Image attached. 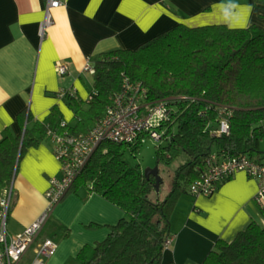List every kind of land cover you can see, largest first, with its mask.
<instances>
[{"label":"trees","instance_id":"1","mask_svg":"<svg viewBox=\"0 0 264 264\" xmlns=\"http://www.w3.org/2000/svg\"><path fill=\"white\" fill-rule=\"evenodd\" d=\"M93 68L91 98L83 100L74 92L67 97L75 113L72 130L93 127L128 75L146 87V99L170 104L171 116L163 123L165 138L157 144L158 160H181L171 189L154 198L155 176H146L124 157L123 145H137L143 136L133 143L101 141L69 189L86 185L125 214L106 238L86 244L77 259L80 264H161L172 234L171 213L179 196L190 193L189 185L207 166V156L215 151L222 157H263L264 27L178 23L135 48L102 53ZM223 107L230 110L229 133L216 132ZM59 118L55 109L44 119L20 112L23 131L7 132L0 140V197L12 184L27 147L47 139L48 127ZM162 183L163 178L160 187ZM45 224L52 233L67 234L52 220ZM201 264H264V223L252 220L231 240L217 239Z\"/></svg>","mask_w":264,"mask_h":264},{"label":"crops","instance_id":"2","mask_svg":"<svg viewBox=\"0 0 264 264\" xmlns=\"http://www.w3.org/2000/svg\"><path fill=\"white\" fill-rule=\"evenodd\" d=\"M45 9L46 0H0V140L7 132L23 131V110L44 119L55 109L74 125V109L57 92L69 89L88 99L93 79L84 65L88 60L93 65L104 52L135 48L178 23L264 27V4L256 0H64L52 8L54 22L41 37ZM57 61L68 63L64 75L56 72ZM60 174L48 138L27 147L11 182L8 237L22 233L46 208L44 191L49 179ZM257 189L256 178L237 171L213 194H181L170 216L172 234L161 264H201L217 239L231 240L252 220L264 223L254 197ZM124 214L86 185L70 188L49 217L67 234L45 230V224L21 263L33 264L38 244L49 236L57 248L43 258L44 264H80L78 252L106 238Z\"/></svg>","mask_w":264,"mask_h":264},{"label":"built area","instance_id":"3","mask_svg":"<svg viewBox=\"0 0 264 264\" xmlns=\"http://www.w3.org/2000/svg\"><path fill=\"white\" fill-rule=\"evenodd\" d=\"M63 3L64 0H46L45 14L39 28L41 37L54 22L52 8ZM55 70L59 75H64L68 72V63L57 61ZM84 70L94 72L89 60L86 61ZM71 93L73 91L69 89L57 92L61 97H68ZM146 95V87L141 82L124 75L121 87L113 94L104 115L93 127L86 131H73L70 121L64 117H60L48 127L47 138L52 143V152L60 164L61 174L59 177L53 176L49 179L44 191L46 208L22 233L12 237H8L6 226L12 184L3 191L0 197V264H21L25 252L36 240L52 209L63 198L101 141L108 139L114 142L133 143L144 135L154 138L157 142L164 141L163 123L171 116L172 108L167 100L150 101L146 99ZM229 114L230 110L226 107L220 110L217 133H229ZM237 171H245L249 176L256 178L258 189L254 197L261 206H264V159L258 160L244 153L222 157L212 151L207 156L205 169L190 183L189 192L196 196L213 194L226 178ZM170 239L171 236L166 240L165 246ZM56 248L57 241L54 238L44 237L35 250L33 264H44L43 258L53 255Z\"/></svg>","mask_w":264,"mask_h":264},{"label":"rangeland","instance_id":"4","mask_svg":"<svg viewBox=\"0 0 264 264\" xmlns=\"http://www.w3.org/2000/svg\"><path fill=\"white\" fill-rule=\"evenodd\" d=\"M88 74V77L93 79L92 72H89ZM91 83L92 82H90V84ZM157 144L158 142L154 138L148 135H144L141 140H138L137 145H123L124 157L131 165H138L142 171H144L146 168L154 167L155 165L159 166L160 175L163 178V183L159 190L155 191V193L153 194L154 198L157 196V193L160 196L164 197L166 193L171 189V179L174 174V170L181 160L174 159L169 163H166L164 160H158ZM259 148L264 151V137L260 140ZM182 194L184 196L187 195L186 192ZM45 230H48V225ZM26 262H28L27 259Z\"/></svg>","mask_w":264,"mask_h":264},{"label":"water","instance_id":"5","mask_svg":"<svg viewBox=\"0 0 264 264\" xmlns=\"http://www.w3.org/2000/svg\"><path fill=\"white\" fill-rule=\"evenodd\" d=\"M144 174L146 176H150L151 174L155 176V188H156V191H158L160 188L161 181H162V176L160 175L159 166L155 165L154 167L146 168L144 170Z\"/></svg>","mask_w":264,"mask_h":264}]
</instances>
